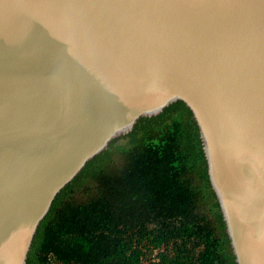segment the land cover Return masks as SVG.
<instances>
[{
    "label": "water",
    "instance_id": "95a60500",
    "mask_svg": "<svg viewBox=\"0 0 264 264\" xmlns=\"http://www.w3.org/2000/svg\"><path fill=\"white\" fill-rule=\"evenodd\" d=\"M181 101L236 264H264V0H0V264L57 194Z\"/></svg>",
    "mask_w": 264,
    "mask_h": 264
},
{
    "label": "trees",
    "instance_id": "16d2710c",
    "mask_svg": "<svg viewBox=\"0 0 264 264\" xmlns=\"http://www.w3.org/2000/svg\"><path fill=\"white\" fill-rule=\"evenodd\" d=\"M26 264H236L181 101L113 138L55 197Z\"/></svg>",
    "mask_w": 264,
    "mask_h": 264
}]
</instances>
